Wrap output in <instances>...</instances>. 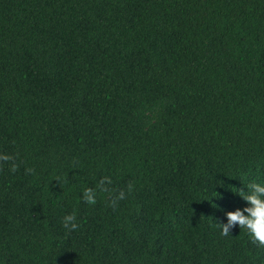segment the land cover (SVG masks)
<instances>
[{
  "label": "trees",
  "instance_id": "16d2710c",
  "mask_svg": "<svg viewBox=\"0 0 264 264\" xmlns=\"http://www.w3.org/2000/svg\"><path fill=\"white\" fill-rule=\"evenodd\" d=\"M254 181L264 0H0V264H264Z\"/></svg>",
  "mask_w": 264,
  "mask_h": 264
},
{
  "label": "clouds",
  "instance_id": "9594fccd",
  "mask_svg": "<svg viewBox=\"0 0 264 264\" xmlns=\"http://www.w3.org/2000/svg\"><path fill=\"white\" fill-rule=\"evenodd\" d=\"M246 187L247 192L242 189L237 190L238 195L246 202V206L228 211L226 223H221L219 226L222 229V235L228 236L238 225L246 230L254 242L264 245V181H254L246 184ZM94 197L95 194L90 190L84 193V199L88 204L96 203ZM62 226L69 231H75L79 227L75 214L64 216Z\"/></svg>",
  "mask_w": 264,
  "mask_h": 264
}]
</instances>
